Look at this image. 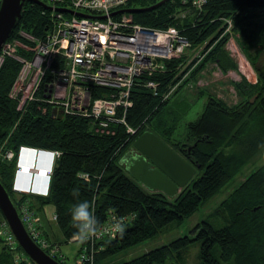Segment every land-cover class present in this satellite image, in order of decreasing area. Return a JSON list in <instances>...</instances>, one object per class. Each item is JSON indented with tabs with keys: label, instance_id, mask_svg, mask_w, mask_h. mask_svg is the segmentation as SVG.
<instances>
[{
	"label": "trees",
	"instance_id": "16d2710c",
	"mask_svg": "<svg viewBox=\"0 0 264 264\" xmlns=\"http://www.w3.org/2000/svg\"><path fill=\"white\" fill-rule=\"evenodd\" d=\"M156 1L130 0L127 6L142 7ZM251 8L260 9L259 14L264 17V0H209L201 10H188L180 0H166L155 8L128 14L144 25L164 27L174 24L192 44L207 41L206 51H210L196 66L211 59L225 71L235 67V62L224 47L228 33L223 18L232 15L234 19L243 20L252 14ZM51 14V8L35 1L26 2L8 40L33 44L24 33L43 36L51 26ZM15 53L29 57L32 52L16 45ZM0 56V146L16 152L23 144L61 150L51 174L49 193L37 195L35 199L43 206L46 202L54 204L56 225L64 237L69 240L77 231L72 209L83 201L92 205L99 222L109 210L135 214L125 223L122 236L116 234L99 242L97 264L105 257L157 237L173 224L182 223L229 184L249 159L264 148V59L256 64V81H250L246 76L234 81L235 89L242 95L238 103L228 105L216 95H209L201 113L187 123L186 139L175 143L169 138L177 117L174 116L171 124H162L163 120L159 119L162 111L169 110L163 109L157 117L153 116L170 98L162 97L164 91L183 74H176V66L182 57L168 59L163 71L142 74L133 86L134 102L126 113V120L136 131L129 132L124 124L117 123L114 124L115 133L109 134L94 131L87 117L70 114L58 117L51 109L44 110L38 101H29L25 108L19 109L10 90L22 62L3 51ZM251 62L256 63L254 59ZM148 77L159 82L157 94L144 85ZM145 129L156 132L201 170L173 197L162 191L148 190L118 164ZM14 172L15 159L0 160V180L18 205L20 199L34 195L13 190ZM79 172L89 176H79ZM42 207L35 206V209L39 211ZM213 214L222 216L225 224L214 226L207 218H202L190 228V233L112 264H164L169 257L185 263L193 243L199 244L201 264H264V162L221 200ZM3 220L0 211V222ZM44 231L47 234L46 229ZM0 242V264H35L19 246L17 248L26 259L15 262L11 247L1 238Z\"/></svg>",
	"mask_w": 264,
	"mask_h": 264
},
{
	"label": "built area",
	"instance_id": "2783aa9c",
	"mask_svg": "<svg viewBox=\"0 0 264 264\" xmlns=\"http://www.w3.org/2000/svg\"><path fill=\"white\" fill-rule=\"evenodd\" d=\"M46 1L52 6V23L46 33L41 37L24 33L33 44L7 40L1 50L22 62L10 90V96L17 99V107L25 108L29 101H38L44 110L54 109L55 115L89 118L94 131L113 134L114 124L122 123L127 131L134 133L136 129L126 120V113L134 102L133 86L142 74L163 71L168 59L191 49L192 41L174 24L150 26L134 21L125 11L111 14L127 6L130 0ZM180 1L187 9L201 10L209 0ZM16 45L30 50L31 55L16 54ZM205 52L182 71L176 83L169 85L162 95L164 99L190 77ZM143 83L157 94V80L148 77ZM60 154L61 150L56 148L27 144L21 145L17 152L0 146V160L15 159L13 190L25 195L49 193L51 174ZM78 175L89 176L86 172ZM16 206L32 239L61 264H95L96 252L101 247L99 242L116 235L110 233V227L120 218L126 223L135 215L109 210L99 222L100 234L80 244L74 260L70 261L60 243L45 233L30 197L20 199ZM56 218L54 212L53 219ZM0 238L11 248L19 246L5 219L0 222Z\"/></svg>",
	"mask_w": 264,
	"mask_h": 264
},
{
	"label": "rangeland",
	"instance_id": "374dc122",
	"mask_svg": "<svg viewBox=\"0 0 264 264\" xmlns=\"http://www.w3.org/2000/svg\"><path fill=\"white\" fill-rule=\"evenodd\" d=\"M249 12L252 14H249V16L243 20L234 19L235 17L232 15L228 18H223V23L224 21L227 23L226 32L228 33V38L224 43V47L235 62V67L228 68L224 71L216 61L211 59L207 60L202 66H194L193 69H195V71L193 75L182 81L183 83L179 86V89L172 93L169 100L154 114L153 118L158 116L159 111L163 109L169 110L167 112L162 111V117L159 118L163 120L162 124L172 121L174 116L177 117L174 130L171 132L169 138L170 141L182 143L183 140L186 139L187 123L195 119L201 113L209 95H216L228 105L236 104L241 100L242 95L235 89L234 81L240 80L242 76H246L250 81H256V64H259L264 59V17L259 14L261 12L260 9L251 8ZM180 13L182 14L183 10H181ZM206 43L207 41L193 44L191 49L179 56L182 57V60L178 62L176 66V74L183 73L182 71L188 68L197 59L199 54L206 51ZM261 47L262 50H260ZM209 51L210 50H207V52H205V55L199 62L202 63V61H204ZM251 59H254L256 63L251 62ZM169 124H171V122ZM263 162L264 148L259 154L249 159L229 184L225 185L182 223L173 224L165 232L159 234L155 238L147 239L127 250L101 259V264L118 262L125 258L140 254L155 245L167 242L176 236L190 233V228L202 218H207L214 226L225 224V220L222 216L213 213H215L221 200L250 174L256 166ZM200 172L201 170L198 169L195 175H198ZM189 182L180 187L178 193L184 189ZM54 212V204L52 202H46L44 206L39 209L38 214L42 219V223L45 226L49 238L57 239L60 242L62 252L70 261H73L80 247V243L73 239L68 240L64 237L61 229L56 225V220L53 219ZM1 245L2 242H0V248ZM11 250L13 251L12 254L15 262L26 259L23 256L24 253L20 252L17 247L11 248ZM95 264H97V262ZM164 264H201L199 259V244L193 243L189 247L185 263H181L169 257Z\"/></svg>",
	"mask_w": 264,
	"mask_h": 264
},
{
	"label": "water",
	"instance_id": "95a60500",
	"mask_svg": "<svg viewBox=\"0 0 264 264\" xmlns=\"http://www.w3.org/2000/svg\"><path fill=\"white\" fill-rule=\"evenodd\" d=\"M35 1L40 5L52 8L44 0H1L0 2V51L11 36L22 15L26 2ZM166 0H158L142 7L125 6L115 9L111 14L152 9ZM58 9H68L57 7ZM71 10V9H68ZM72 11V10H71ZM78 14H82L76 11ZM103 16V15H100ZM255 96L251 98L254 99ZM51 113L55 115L54 109ZM61 117V114L56 115ZM136 149L138 152H133ZM127 155L130 164L124 166L129 174L148 190L162 191L173 197L180 187L186 185L197 171V165L187 160L161 136L151 129L143 130L134 140ZM0 211L13 232L19 247L35 264H61L38 245L28 233L17 206L9 191L0 180Z\"/></svg>",
	"mask_w": 264,
	"mask_h": 264
},
{
	"label": "clouds",
	"instance_id": "9594fccd",
	"mask_svg": "<svg viewBox=\"0 0 264 264\" xmlns=\"http://www.w3.org/2000/svg\"><path fill=\"white\" fill-rule=\"evenodd\" d=\"M120 166H128L130 164L127 155L121 156L118 161ZM72 220L77 231L73 235V240L83 244L93 237L100 234L99 221L96 218L92 205L88 201H83L75 205L72 209ZM125 220L120 218L109 229L112 235L120 234L125 231Z\"/></svg>",
	"mask_w": 264,
	"mask_h": 264
},
{
	"label": "crops",
	"instance_id": "0c3cea01",
	"mask_svg": "<svg viewBox=\"0 0 264 264\" xmlns=\"http://www.w3.org/2000/svg\"><path fill=\"white\" fill-rule=\"evenodd\" d=\"M35 196H37V195L31 196V198H30L31 202H32L35 206H41V207H42L43 205L40 204L39 201L35 199ZM34 199H35V200H34ZM35 206H34V207H35ZM37 213H38V211H37ZM38 216H39V214H38ZM39 218L41 219L40 216H39ZM41 221H42V219H41ZM43 226H44V224H43ZM44 228H45V226H44ZM53 231H54V229H53Z\"/></svg>",
	"mask_w": 264,
	"mask_h": 264
},
{
	"label": "flooded vegetation",
	"instance_id": "af4514ba",
	"mask_svg": "<svg viewBox=\"0 0 264 264\" xmlns=\"http://www.w3.org/2000/svg\"><path fill=\"white\" fill-rule=\"evenodd\" d=\"M133 152H135V153H136V152H138V151H137L136 149H134V150H133Z\"/></svg>",
	"mask_w": 264,
	"mask_h": 264
}]
</instances>
